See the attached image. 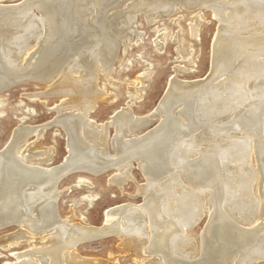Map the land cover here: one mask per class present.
<instances>
[{"label": "bare ground", "instance_id": "obj_1", "mask_svg": "<svg viewBox=\"0 0 264 264\" xmlns=\"http://www.w3.org/2000/svg\"><path fill=\"white\" fill-rule=\"evenodd\" d=\"M181 6L208 7L217 21L210 76L202 81L171 77L147 115H136L127 104L105 123L89 120L94 103L106 96L98 77L111 81L118 47L124 52L127 43L141 37L131 38L135 15L171 17ZM201 17L197 13L191 25L192 39H197ZM256 31L252 39L240 37ZM163 32L156 30L157 39ZM259 55H264V0L0 4V94L20 81L37 79L64 99L56 106L58 113L70 111L56 122L69 150L60 167L41 166L50 161L53 148L35 152L42 148L31 142V135L41 139L43 128L23 127L0 149V231L17 227L13 236L0 237V247L9 251L31 244L3 264H118L75 253L79 244L110 235L136 264L264 261V60ZM149 80L147 72L136 78L132 93L142 97ZM251 99L257 101L241 109ZM242 132L248 137L239 138ZM249 162L254 170L243 173L240 169ZM133 164L144 177L137 185L141 203L117 205L105 213L100 227L74 213L59 217V190L54 194L51 189L66 172L113 169L110 181L122 186L132 178ZM203 216L206 224L198 240L189 238L187 229ZM135 247L144 258L133 255Z\"/></svg>", "mask_w": 264, "mask_h": 264}, {"label": "rangeland", "instance_id": "obj_2", "mask_svg": "<svg viewBox=\"0 0 264 264\" xmlns=\"http://www.w3.org/2000/svg\"><path fill=\"white\" fill-rule=\"evenodd\" d=\"M20 1L22 0H2L0 4H15ZM197 13H200L202 17L199 19L197 39H192L191 25L195 23ZM166 16L153 12L149 16L144 13L135 15L131 38H134L133 36L138 33L141 37L127 43L124 52L121 46L118 47L111 81L101 74L98 77L96 83L100 86V91L102 90L106 96L104 97L105 100H101V102L97 100L94 103V108L88 112L89 120L99 124L100 122L105 123L115 112L127 104L131 106V110L136 115H147L155 109L160 99L163 98L164 89H166V84L171 77L176 76L180 80L202 81L210 76L211 46L218 27L210 8L190 9L181 6L179 13L175 16ZM175 21L177 22L175 23ZM156 30H160V33L161 30H164L159 39H157ZM252 33L241 34L240 37L252 39L254 35H259L260 31ZM156 39L162 43L161 49L156 47ZM262 41L255 43L260 45ZM251 51L249 49L247 53ZM258 58L264 60V55H259ZM177 67L182 68L175 72ZM145 72L149 73L150 80L142 94L143 96L137 97L132 93L137 87L134 82ZM249 84L252 85L251 81ZM49 89L41 81L29 78L2 91L0 94V102L2 103L0 107V149L7 144L13 132L23 127L43 128L41 139L37 140L32 134L31 142L40 143L42 149L35 150V152L53 148V156L50 161L42 162L41 166L56 168L63 165L69 156L63 128L61 129L56 122L61 115L70 114V111L57 112L56 106L60 105L64 99ZM132 94L135 97H132ZM255 101L257 100L251 99L242 104L241 109ZM239 111L240 109H237L229 118L233 119ZM240 134L238 135L239 138H244L248 137L249 133L242 132ZM220 139L225 140L227 137L222 136ZM108 150V152L114 151L112 148ZM244 167V171L242 168L240 169L243 173L254 170L251 162ZM137 168V165L133 164L132 178L122 186L110 181V178L116 173L113 169L102 172L76 169L68 171L70 174L66 172L56 186L51 189L54 194L59 190L56 203L59 217L66 218L74 213L77 218L86 219L92 227H100L104 223L105 213L117 205L141 203L142 198L137 193V185L140 186L144 183V177ZM262 193L264 195L263 189ZM205 214H208L206 209ZM205 224L206 217L203 216L196 225L187 229V236L197 241L198 234L203 231ZM16 232L17 227L9 225L0 231V237H11ZM118 243L117 237L110 235L79 244L75 253L91 260L106 259L117 260L118 264H136L129 253H121L118 250ZM29 246H31L30 243L24 242L9 251L0 247V264L13 262L14 258L11 254L26 250ZM132 252H134L133 255L144 258L139 248L135 247ZM250 264H264V261L251 262Z\"/></svg>", "mask_w": 264, "mask_h": 264}]
</instances>
